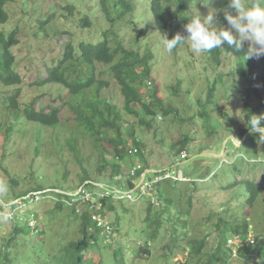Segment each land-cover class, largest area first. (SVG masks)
Wrapping results in <instances>:
<instances>
[{"label":"rangeland","instance_id":"1","mask_svg":"<svg viewBox=\"0 0 264 264\" xmlns=\"http://www.w3.org/2000/svg\"><path fill=\"white\" fill-rule=\"evenodd\" d=\"M136 1L138 6L143 8L142 10L138 9L137 12L143 15L146 20L143 24L141 18L138 21L139 27L143 25L145 32L134 29L126 30L125 42L127 45L133 43L130 42L129 37L132 35L137 37L140 32L147 36L144 41L150 46L152 45L155 52L151 61L152 78L150 82L148 81L147 88L150 89L156 85L164 104L170 103L177 107L178 113L185 119L180 123L172 113L165 116L158 115L157 119L152 122V127L148 128L140 125L135 115L123 112V97L113 81L107 88L101 90V96L110 99L122 110L124 126H127V123L134 124L135 135L144 141L142 145L150 166L145 169L147 172L155 166H162L168 167V170L171 171L175 170L176 177L180 179H186L184 175L189 174L196 180L197 189L190 182H181L172 188H165L170 190V193H175L179 200L176 202L177 206L173 207V218L179 214L180 210H187L185 201L191 197L193 203L191 207L188 206L190 217L187 214L184 217L187 221L192 220L201 224L198 222L199 219H203L210 210H213L215 216L217 213L223 215L229 213L234 220L247 219L252 224H261L264 220V191L259 194L253 208L249 209L243 202L242 182L244 180L260 182L264 180V143L258 142L259 133L255 137V144L249 142L251 136L249 130L245 134L246 138L245 135L240 136L237 133L238 127L246 126L235 116L239 115V110L242 111L239 94L242 83L233 71L235 57L222 52L220 64L216 66L206 53L195 52L188 40L169 54L159 33L151 27L147 3L144 0ZM259 1L263 2L264 0H246L248 3ZM199 2L202 0H194L190 4L189 14L194 15L198 11L201 14L206 13L207 10ZM227 3L228 0H215L214 7L224 9ZM69 4L76 7L73 14L63 11L62 7ZM95 5L96 0H14L8 7L10 17L4 27H13L15 24L20 27L19 43L14 45L12 50L15 54L16 68L23 79V83L19 85L21 107L33 104L36 109H45L46 111L53 107L60 109V123L57 126L46 127L32 122L16 124L14 132L9 135L3 159H1V145L0 203L5 202L12 205L17 202V200H11L10 177H16L18 180L12 186L15 191L36 187L40 189V194L45 195L43 197L36 194L32 201L18 202L19 204L12 207L7 206V219L4 214H1L0 248L5 247V251L9 252L8 257L12 260V264L57 263L65 243L81 236L82 222H80V218L86 213L85 210L88 209V206H91L88 200L94 201V205L92 204L94 209L101 207L99 198L103 196V193L100 192L99 186L103 184L114 186L118 184L117 181H125L123 176L109 179L111 171L109 165L105 170L100 172L97 170L98 153L92 149V143L87 139L79 138L78 145L82 153V160H77L75 152L67 144L68 138L76 136L73 111L65 104L67 89L57 83L42 84L47 68L52 66L55 59L62 53L64 43L69 41L76 43L77 40L88 38L95 40L106 27V22L101 14L95 12ZM88 13H92L91 26L82 28L79 21ZM63 14H67V18L62 16ZM217 18L222 26L227 27V21L222 12H218ZM43 20H46L44 24H42ZM45 33H47L45 38L51 44L50 47L43 44L46 41L43 38ZM32 34L38 36L39 39H32ZM40 38L43 42L40 41ZM99 67L101 66L98 65ZM106 72L104 71L102 76L104 75V78L108 79ZM215 80L216 82H214ZM179 81L181 91L177 95H173L172 89ZM214 85L216 88L213 103H207V90ZM6 90H11V87L0 85V92L4 93ZM251 98L255 107L254 115L264 113V108L259 106V102L253 95ZM204 111L209 113L207 118H203L199 114ZM181 131L189 133L190 140L186 150L188 157L179 161L178 157L173 155L171 143L182 134ZM229 135L234 136L240 143L236 144ZM223 147L224 151L222 152ZM203 151L219 155L194 157L195 154ZM130 163L131 159L128 157L121 164V169L126 175ZM84 168L95 180L94 183L99 185L95 187V197H90L91 190H87L81 197L76 195L81 188H78L77 191H69L71 184L78 185L80 178L78 174L82 173ZM200 176L204 179H196ZM176 190H181L182 196ZM148 192H151L150 189ZM59 193L73 194V196L63 197ZM133 193L136 194L137 191H133ZM151 193L152 208L149 215L152 219L153 211L160 208L156 203L159 200L157 194ZM119 198L123 199L124 197ZM139 199L140 195L124 200L123 203L108 200V204H113L115 209L108 211L104 207L106 216L102 218L108 225L110 223L113 230H111L112 228L104 230L105 234L100 242V246L104 248L97 252L95 247H91L86 251L85 264H114L113 251L116 247L121 248L122 256L127 260L126 264L149 263L144 259L131 258L134 255L131 251L134 252L139 248L144 239L137 234L138 229L149 226L146 223L143 224V220L147 215L144 201L149 200L150 196H143L141 200ZM58 200L63 201L62 208L57 207ZM180 205H184V207H180ZM123 206L126 207V214L123 213ZM73 209L78 211L77 214L73 213ZM15 212L20 215H14ZM32 213L36 214L40 221V228L44 230L42 234H33L26 229L18 228L16 231L12 229L13 223L12 220H9L11 217L17 219L18 226H20L21 219L23 221L25 218L30 219L29 225L32 227L35 222L32 219ZM97 217L101 219L100 215ZM117 217L120 219L116 223ZM204 224L202 228L206 229H210L209 226L213 225L212 222H204ZM167 227V222L162 223L161 231H164V235H158L156 241L151 245L150 251L154 257L165 252L163 244L167 242ZM176 228L179 226L176 225L174 229ZM253 229L254 227L249 229L252 238L255 235ZM255 230L258 236L260 232L257 228ZM201 235L199 234V237ZM10 236L14 237L7 250L4 243ZM211 239H213V234L209 240ZM210 246L206 243L204 250ZM185 254L177 251L173 258V264H182L186 259ZM259 255L260 253L257 257L260 258ZM144 256L141 255V257ZM0 264H4L1 256Z\"/></svg>","mask_w":264,"mask_h":264},{"label":"trees","instance_id":"2","mask_svg":"<svg viewBox=\"0 0 264 264\" xmlns=\"http://www.w3.org/2000/svg\"><path fill=\"white\" fill-rule=\"evenodd\" d=\"M13 1L0 0V85L11 87V90H6L4 93L3 91L0 92L1 159L4 158L9 135L14 132L16 124L32 122L40 126L54 127L60 123V109L57 107L46 111L45 109H36L33 104H27L22 108L19 103L21 95L19 85L23 83V79L16 68V59L12 47L19 43L20 27L18 24L13 27H4L10 17L8 7L12 5ZM144 1L147 3L146 6L149 10V17L148 13L146 16L151 22V27L159 33V36L160 33L166 34L167 38L171 39L177 33L184 36L187 35L184 26L193 16L189 14V8L194 0ZM258 3H264V1H259ZM62 8L63 11L73 14L76 7L69 4ZM95 9V12L100 13L103 17L106 27L95 40L88 38L77 40L76 43L73 41L64 43L62 53L55 59L53 65L47 68L46 77L42 84L57 83L67 89L65 104L73 111L76 128V136L68 138L67 144L75 152L77 160H82V153L78 145L79 138L87 139L91 141L92 149L98 153L97 170L99 172L105 170L109 165L111 168L109 179H114L115 176H123L125 181H117L118 184L114 186L111 184L99 186L94 183L95 180L90 177L87 169L84 168L82 173L78 174L80 177L78 185L73 186L71 184L69 191H77L78 188H81L76 194L81 197L87 190H91L89 193L90 197H95V187L99 186L101 188V190L99 189L100 192L103 193V196L99 198L101 207L94 209L92 207L94 201L88 200L91 206H88V209L85 210L86 213L80 218V222H82L80 228L81 236L65 243L62 248V254L55 264H85L86 251L91 247H95L97 252L104 248L100 246V242L102 237H104V230H107L103 225L97 223V215H100L101 219H103L102 217L106 216L104 207L108 211L115 209L113 204H108V200L121 203L124 200H129L126 197L123 199L113 198L115 188L132 191L131 194H134L133 191H137L134 195H138L139 191H141L140 186L136 187V185L140 180L141 173L150 166L142 145L144 141L135 135L133 123H127V126H124L123 112L135 115L138 118V123L148 128L152 127V122L157 119L158 115L165 116L172 113L180 123L185 119L180 116L177 107L170 103L164 104V100L158 94L156 85H153L150 89L147 88L148 81L150 82L152 78L151 61L155 52L153 46L144 41L147 37L143 33L145 28L143 26L139 27L138 24L140 18L142 19V24L146 22L143 15L137 12L138 9L142 10L143 8L138 6L136 0H96ZM92 13L81 17L79 22L82 28L91 26ZM62 16L67 18V14ZM45 21L43 20L42 24ZM129 29L143 31L137 34V37L134 35L129 37L130 42H133L129 43L130 46L125 42L127 38L125 31ZM47 33L43 36L46 41L43 42L41 38L40 41L50 47L51 44L45 38ZM31 38L34 40L39 39L34 34L31 35ZM222 52L235 57L236 61L233 71L242 83V88L239 92L242 111L254 115L255 107L253 106L251 95L259 102V106L264 108V56L251 58L243 62L242 57L235 56L237 53L227 44L223 45V48L214 49L206 54L211 62L217 66L220 64ZM98 65L103 68L99 67V69ZM104 71H107L108 79L104 78V75L102 76ZM111 81L117 85L119 93L123 97V112L110 99L101 96V90L107 88ZM215 88V85L208 88L206 93L207 103H213ZM179 91H181L180 81L173 87L172 94L177 95ZM199 114L201 117L207 118L209 113L204 111ZM246 119L247 117H245ZM247 131V127H238L237 133L240 136H244ZM188 134L182 133L171 143L173 155L178 157L179 161L188 157V152L186 151L190 140ZM256 135L257 133L251 134L249 142L255 144ZM131 148H135L136 151L134 153L129 152ZM183 152L187 153L185 157H181ZM128 157L131 159L128 170H131L136 163L141 164L133 175H126L121 169V164ZM152 169L147 172L145 179L162 176L168 172L171 173V176L163 177L152 184L150 191L157 194L160 208L157 211H153L154 216L152 219L149 215L152 208V201L150 202L152 193L145 191L140 196L139 200L143 196H150L149 200L144 201L147 207V215L143 220V224L146 223L149 226L138 229L137 234L144 239L139 248L135 249L134 252L131 251L134 254L131 257L132 259H144L149 262L148 264H173L175 253L179 251L182 254L186 253V259L182 264H260V262L264 264V220L261 224H252L247 219L242 221L234 220L229 213L225 215L217 213L215 216V212L213 213V210H210L203 219H199L198 222H201V224L192 220L187 221L184 217L186 214L190 217V212L188 211L193 203L191 197L185 201L187 210H180L179 214L173 218V207L177 206L176 202L179 200L175 193H170V190L165 188H172L181 182H190L197 189L196 180L189 174H183L186 179H180L176 177L177 172L168 170V167L155 166ZM196 179L204 178L200 176ZM17 181L16 177H10L9 188L11 189L9 192L12 197L11 200L21 198L19 203H26L28 200L32 201L36 197L34 192H39L37 196L45 197L44 194H40V189L36 187L15 191L12 186ZM242 184L243 202L251 209L259 194L264 191V180L261 182L244 180ZM176 192L182 196L183 192L181 190H176ZM59 194L63 197L73 196V194ZM4 203H0V207L3 209L6 208L3 205ZM19 203H14L12 206ZM56 203L58 208L63 207L62 200H58ZM180 207H184V205H180ZM122 209L124 210L123 213L126 214V207L123 206ZM73 210V213L77 214L78 211ZM15 214L18 213L15 212ZM31 215L35 221L32 227L29 225L31 223L30 219L25 218L24 221L21 219L20 226H18L17 219L11 217L9 220H12V229L16 231L20 228L21 230H29L33 234H42L44 230L40 228L38 217L34 213ZM119 219L120 217L116 218V223L119 222ZM164 222L168 223L166 228L168 233L167 242L163 244L165 252L160 256L154 257L150 251L151 245L156 241L158 235H164V231H161V225ZM204 222H212L213 225L209 226L210 229L202 228L205 225ZM176 225L179 228L174 229ZM252 227H254L255 234L253 238L249 232ZM255 228L260 232L258 236ZM197 233L202 235L200 237L199 234L195 236ZM212 234L213 239L209 240ZM13 237H8L4 243V246H7V250L10 242L13 241ZM206 243L211 246L204 250ZM259 253L260 258L257 257ZM8 254L9 252L5 251V247L0 248V256L4 264H12ZM122 254L120 247L114 248V264H126L127 260ZM141 255L145 256L141 257Z\"/></svg>","mask_w":264,"mask_h":264},{"label":"clouds","instance_id":"3","mask_svg":"<svg viewBox=\"0 0 264 264\" xmlns=\"http://www.w3.org/2000/svg\"><path fill=\"white\" fill-rule=\"evenodd\" d=\"M199 3L202 4L207 11L205 14H201L198 11L188 20V23L184 26V30L187 33L186 36L177 33L169 39L166 34L160 33L161 39L164 42V47L169 54L188 40L190 41L192 49L201 54L210 53L212 50L223 48V45L227 44L237 53L235 56L242 57L243 62L251 58H260L264 56V3H248L246 0H228L227 6L224 9H217L214 7L215 0H202V2ZM229 9H231V11H229ZM218 12H222L224 19L227 21V27L219 23L217 18ZM245 45H247V47H245ZM235 116L245 123L250 135L259 133L258 142L264 143V113L251 115L239 110V115ZM245 117H247L246 120ZM141 184L139 186H141ZM136 187L138 186L136 185ZM114 190L113 198L117 199H119V197H126L125 194L127 192L130 194L132 192L118 188ZM34 193L38 194L39 192ZM138 195H142L140 191ZM134 196L137 195L131 194V198H126L132 199ZM15 200H17L16 203H18L20 202L18 200H21V198ZM154 202L156 201L154 200ZM156 203L158 204V201ZM3 205L6 206V208L7 206L12 207L10 203L9 205L6 203ZM6 208L3 209L0 207V211L4 212L5 219H7ZM0 217H2L1 214ZM97 219V223L103 225L105 229L107 228L106 230L112 228L109 222L108 225L104 219H100L99 217H97Z\"/></svg>","mask_w":264,"mask_h":264},{"label":"built area","instance_id":"4","mask_svg":"<svg viewBox=\"0 0 264 264\" xmlns=\"http://www.w3.org/2000/svg\"><path fill=\"white\" fill-rule=\"evenodd\" d=\"M135 151H136L135 148L129 149V152L134 153ZM186 155H187V153L186 152H183L181 154V157H185ZM140 166H141L140 163L134 164V166H132L131 170H127V175L128 174L133 175L135 173L136 169L139 168ZM168 176H171V173L168 172V173H164L162 176L161 175L154 176L152 179H143L142 184L140 186V190H141L140 191V194H142L145 191H149V189L151 190L153 183L159 181L163 177H168ZM125 195H126V197L131 198V194L129 192H127ZM0 214H4V212L0 211Z\"/></svg>","mask_w":264,"mask_h":264},{"label":"water","instance_id":"5","mask_svg":"<svg viewBox=\"0 0 264 264\" xmlns=\"http://www.w3.org/2000/svg\"><path fill=\"white\" fill-rule=\"evenodd\" d=\"M229 136H230V138H231L236 144L240 143V141H239V142L236 141V138H235L234 136H232V135H229ZM245 136H246V135H245ZM223 151H224V147H223V149H222V152H223ZM220 154H221V153H220ZM204 155L218 156L219 154L211 153V152H207V151H203V152H200L199 154H195L194 157H197V156H204ZM150 170H153V169H150ZM146 172H147V170H145V172H143V173L141 174V177H140V180H139L137 186H139V185L142 183L143 179L145 178V174H146Z\"/></svg>","mask_w":264,"mask_h":264}]
</instances>
